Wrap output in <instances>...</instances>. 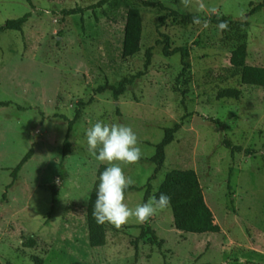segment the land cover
Here are the masks:
<instances>
[{
	"label": "rangeland",
	"instance_id": "374dc122",
	"mask_svg": "<svg viewBox=\"0 0 264 264\" xmlns=\"http://www.w3.org/2000/svg\"><path fill=\"white\" fill-rule=\"evenodd\" d=\"M95 1L0 0V25L30 12L22 31L0 32V100L9 101L0 107V264H34L32 255L42 264H264V87L241 84L232 75L234 39L217 25L180 24L170 17L159 24L169 10L246 21V62L264 66V0H159L164 9L110 0L95 14H62ZM256 5L261 6L252 12ZM131 6L141 12V49L123 59L122 29ZM164 34L170 48L187 47L185 72L179 53H162L158 41ZM147 48L152 56L144 70ZM142 70L117 100L110 90L95 92ZM225 87L239 88V98H217ZM76 108L79 118L62 160L64 117L72 119ZM98 120L129 125L138 136L140 160L120 164L135 182L136 188L125 191L129 208L142 203L148 183L150 198L167 171L192 168L220 231L177 230L168 206L144 223H106V244L91 247L86 204L101 163L88 152L86 130ZM174 124L179 129L150 178L155 145ZM29 149L30 158L6 189ZM51 187L56 203L50 212ZM28 238L34 246L24 244Z\"/></svg>",
	"mask_w": 264,
	"mask_h": 264
},
{
	"label": "trees",
	"instance_id": "16d2710c",
	"mask_svg": "<svg viewBox=\"0 0 264 264\" xmlns=\"http://www.w3.org/2000/svg\"><path fill=\"white\" fill-rule=\"evenodd\" d=\"M31 5V0H25ZM110 0H97L86 6H74L62 9L64 16L70 15H82L85 10H91L95 14V9L103 7ZM141 4L146 7H156L164 9V5L159 0H140ZM261 5H256L252 12H255L260 8ZM30 16V12H25L23 15L17 18L6 19L5 22L0 25V32L4 30H17L22 31L23 24L27 21ZM171 18L172 21L180 24H189L197 21L208 20L209 22L217 25L220 31L224 35L231 34L234 39V45L230 52L229 63L232 70V75L237 76L238 82L245 85L264 87V66L251 65L246 62L247 57V43H246V29L248 23L239 19H234L226 15H218L217 13L205 16L201 13H181L177 10H169L159 17V24H163L167 18ZM222 24H226L227 27H221ZM141 36H142V17L140 9L136 6H131L127 9L125 22L122 29V43L120 57L127 58L141 49ZM158 43L162 44V53L165 56H170L175 53L180 54L181 58V72H185L189 68V62L187 60L189 52L185 45L175 46L170 48L169 38L166 34L163 35V39L159 40ZM152 53L149 48L145 50V61L143 64L144 70L150 64ZM144 70L138 71L129 79H122L117 85L103 84L96 87V93H102L105 90H110L114 100H117L118 96L125 92L126 86L132 83L133 79L143 75ZM241 94V90L236 87H225L219 89L216 92L217 98H233L238 99ZM9 101L0 100V107L7 106ZM83 103H79V106ZM80 109L76 108L72 119H67V130L62 142L61 159H65L68 155L71 147L70 142V131L74 122L79 118ZM179 129V124H174L171 127L164 128V134L160 142L155 145L154 154L150 160L155 164L153 174L150 178H154L155 174L162 166L165 159V147L173 140L174 133ZM32 149H29L17 165L11 171L12 180L6 186L9 188L17 178V173L22 167L23 163L30 158ZM107 164H99L96 169V176L92 184L91 191L89 193L87 204H86V225H87V236L88 243L91 247L103 246L106 244L107 236V224L100 225L96 222L92 215L93 205L96 199V189L99 184V176L107 167ZM149 183L147 189L144 192L143 202H146L150 196ZM135 186H130L126 190L134 189ZM52 190V204L50 212L53 210L56 203V190L55 187H51ZM161 193L167 194L171 200L169 207L171 208L173 215V226L177 230L183 232L192 233H205L213 232L217 233L220 231V227L214 222L212 211L206 204L202 189L199 183L198 176L194 169H171L164 175L163 180L159 184L156 192L153 194L159 196ZM6 197V190L2 193V199ZM146 232L149 234V240L152 244L160 246V241L157 239L154 231L146 226ZM24 244L26 246H34L35 241L32 238H28ZM31 259L34 264H42V259L36 255H32ZM5 264H12L7 261Z\"/></svg>",
	"mask_w": 264,
	"mask_h": 264
},
{
	"label": "clouds",
	"instance_id": "9594fccd",
	"mask_svg": "<svg viewBox=\"0 0 264 264\" xmlns=\"http://www.w3.org/2000/svg\"><path fill=\"white\" fill-rule=\"evenodd\" d=\"M221 27L226 28L227 25L222 24ZM86 142L90 155L108 165L99 176L93 205L92 215L98 224L109 223L119 228L130 218L144 223L170 205L171 198L164 193L158 197L151 196L135 208H129L125 203V191L135 182L125 174L120 164H135L142 156L138 136L131 126L98 120L86 130Z\"/></svg>",
	"mask_w": 264,
	"mask_h": 264
}]
</instances>
